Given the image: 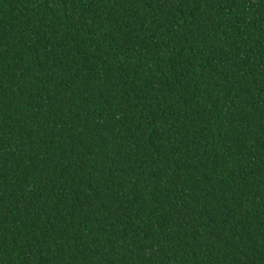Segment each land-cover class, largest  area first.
<instances>
[{
  "label": "trees",
  "instance_id": "trees-1",
  "mask_svg": "<svg viewBox=\"0 0 264 264\" xmlns=\"http://www.w3.org/2000/svg\"><path fill=\"white\" fill-rule=\"evenodd\" d=\"M0 264H264V0H0Z\"/></svg>",
  "mask_w": 264,
  "mask_h": 264
}]
</instances>
